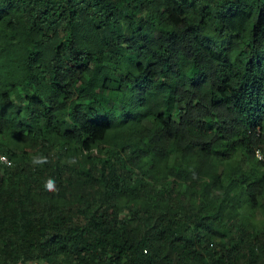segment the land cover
<instances>
[{"label":"trees","instance_id":"1","mask_svg":"<svg viewBox=\"0 0 264 264\" xmlns=\"http://www.w3.org/2000/svg\"><path fill=\"white\" fill-rule=\"evenodd\" d=\"M255 149L264 0H0V264H264Z\"/></svg>","mask_w":264,"mask_h":264},{"label":"built area","instance_id":"2","mask_svg":"<svg viewBox=\"0 0 264 264\" xmlns=\"http://www.w3.org/2000/svg\"><path fill=\"white\" fill-rule=\"evenodd\" d=\"M255 156L256 158L262 163L263 167H264V154L262 153L261 150L256 149L255 150ZM0 162L9 165L11 163V161L9 160V158L4 155V154H0ZM10 264H21V263H10ZM28 264H49L47 262H33V263H28Z\"/></svg>","mask_w":264,"mask_h":264},{"label":"rangeland","instance_id":"3","mask_svg":"<svg viewBox=\"0 0 264 264\" xmlns=\"http://www.w3.org/2000/svg\"><path fill=\"white\" fill-rule=\"evenodd\" d=\"M86 154L90 155V158H91V159H94V157L100 155L99 152H98L96 149H92L90 152L84 151L83 155H86ZM73 192H74V191H73ZM257 216H258V215L255 214V217H257Z\"/></svg>","mask_w":264,"mask_h":264},{"label":"clouds","instance_id":"4","mask_svg":"<svg viewBox=\"0 0 264 264\" xmlns=\"http://www.w3.org/2000/svg\"><path fill=\"white\" fill-rule=\"evenodd\" d=\"M256 150V149H255ZM260 150V149H259ZM263 153V152H262ZM0 154H4V153H2V152H0ZM4 155H6V154H4ZM7 156V155H6ZM254 156H255V151H254ZM8 157V156H7ZM9 158V157H8ZM255 158H256V156H255ZM257 159V158H256ZM9 160L11 161V159L9 158ZM258 160V159H257ZM259 161V160H258ZM260 162V161H259ZM261 163V162H260ZM0 164H2V165H7V164H4V163H1L0 162ZM11 164V163H10ZM9 164V165H10ZM261 165H262V163H261ZM262 167H263V165H262ZM264 168V167H263Z\"/></svg>","mask_w":264,"mask_h":264}]
</instances>
